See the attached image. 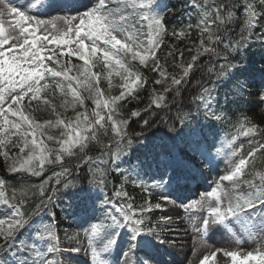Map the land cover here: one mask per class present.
I'll return each instance as SVG.
<instances>
[{
  "label": "snow or ice",
  "instance_id": "obj_1",
  "mask_svg": "<svg viewBox=\"0 0 264 264\" xmlns=\"http://www.w3.org/2000/svg\"><path fill=\"white\" fill-rule=\"evenodd\" d=\"M189 7L196 24L189 23L187 33L173 29L172 35H189L194 28L198 42L188 49L186 64L174 60L177 74L168 73L157 55L167 34L168 6L162 0H25L23 6L0 0V150L18 149L7 171L19 174L11 181L0 178V264H167L164 256L172 254L179 229L169 205L188 213L186 223L203 242L215 231L237 241L264 239V128L246 127L248 118L235 115L239 108L233 107L253 86L237 57L252 43L264 45V0H189ZM5 16L15 17L7 27ZM179 56L183 61L184 53ZM73 58L82 63L74 65ZM136 62L143 68L151 64L160 77L154 84L167 87L152 89L148 105L124 118L120 102L139 99L135 89L146 83ZM97 67L102 71H94ZM254 71L264 77V66ZM194 73L200 75L193 81ZM113 76L121 83L115 85ZM102 77L109 91L120 88L118 95L105 97ZM57 93L60 106L75 111L73 119L57 114L55 122L42 124L26 114L27 106L41 101L55 113L48 97ZM260 96L264 101V93ZM86 99L93 104L91 113ZM131 118H139L138 130L131 129ZM227 125L238 134L221 138L219 128ZM52 128L63 130L53 136ZM101 130L108 142L94 162L87 149L101 143ZM45 136L52 146L40 138ZM240 136L248 137L246 150ZM0 155L10 157L8 151ZM222 155L229 166L225 173L192 199V183ZM65 157L80 164L69 166ZM46 165L54 166L51 174L35 184L31 178L42 177ZM81 165H92L84 178L89 187L81 188L77 205L81 231L65 233L75 242L65 245L51 207L62 190L77 188ZM113 172L122 182L109 195ZM129 182L155 193L157 202L136 205L125 190ZM154 210L169 214L154 221ZM45 211L50 221L43 218ZM221 251L206 252L198 264H219ZM223 255L230 264H264V244Z\"/></svg>",
  "mask_w": 264,
  "mask_h": 264
},
{
  "label": "rangeland",
  "instance_id": "obj_2",
  "mask_svg": "<svg viewBox=\"0 0 264 264\" xmlns=\"http://www.w3.org/2000/svg\"><path fill=\"white\" fill-rule=\"evenodd\" d=\"M10 2L14 6H23L25 4V0H10ZM83 3H87L88 0H81ZM74 13H53V16L56 15H69ZM10 19H15V17L5 16V27H7V22ZM47 19V18H45ZM251 46H254L255 51L259 50V52L264 56V45L260 44L259 42L252 43ZM169 48V47H168ZM253 58L249 61L248 64H244V66L247 68V65L251 66V68L256 69L263 66L264 63L263 60L259 59V55L253 54ZM252 56L251 53L245 52L244 53V59L250 58ZM261 57V56H260ZM67 59L66 57L64 58ZM72 63L75 64H81L82 62L78 61L77 59L73 58ZM136 65H138V62H136ZM151 65V64H150ZM259 73V72H258ZM75 74V72H73ZM260 74V73H259ZM252 77V76H251ZM121 82V81H120ZM264 80L261 84L257 85L255 90L256 93H252L249 96H244L243 101H241V106L243 110V114L248 116L250 118V123L246 127H250L251 125L255 124L259 128H264V101L261 100V93H264ZM85 97L87 96L85 93H82ZM109 95L105 94V97H108ZM52 100V104L55 105L56 111L55 113L52 112L50 106H45L43 102H33L31 105L27 106L26 108V114L29 115L31 119L36 120L39 123L45 124L48 120H52L55 122L57 119V114L62 119H73L75 117V111H73L71 108H68L67 111H65L64 108H62L60 105L62 103V98L57 93L55 95V98L53 99L52 96L48 97ZM69 100H71V97H68ZM85 105L89 113H91L93 109V104L91 100H85ZM76 111H83V109L77 108ZM91 118V117H90ZM62 128H52L50 129V134L53 136H59L60 131H62ZM45 131L48 132L49 129L45 128ZM41 139L45 140V143H47L49 146H52L53 142L47 141L46 136L40 137ZM258 138V137H257ZM13 140H16V137H12ZM31 139V137H29ZM248 137L240 136L239 140L240 142L244 143L245 150L248 148L247 144ZM0 151H8L10 153V157L8 160L5 159L4 156L0 155V166L7 171V165L11 163L12 159L16 158V154L18 152L17 148H13L11 146H8L5 149H2ZM228 162L227 157L221 156L218 157L217 160L214 162L212 168L204 167V177H206L209 186H214V181H216L219 177V175L224 174L225 171L228 168ZM205 188L197 189L193 194L188 195L192 199H199L200 196L204 193ZM154 198L151 200L153 203L157 202L155 193H153ZM169 209V212L177 213L178 216L174 215L173 220L176 221L179 218V229H181V232L176 233V245L175 247L170 248L171 255H165L164 260L167 261V264H170V261H174L175 258L180 259L181 257V250H187L188 258L186 261H184L182 264H198V259L202 257L203 254H205L208 251H215L217 249H221L222 251L218 253L217 260L219 261V264H230V260L226 258L223 255V251H240V252H248L257 250L261 247L262 244H264V239H256L252 240L247 237L243 238L241 241H237L235 238L227 235L226 233L222 231H215L210 232L208 234L206 242H203L200 237L193 232L192 228L186 223L187 215L188 213L184 209L180 208H172V206H167ZM169 212H161L159 210H154V216L156 219H158L162 215H167ZM155 219V220H156ZM80 221H75L73 228H64L56 225L58 234L60 236V240L63 244H74V241L68 240L65 233H67V236H74L76 233L80 232L81 229L79 227ZM175 234H173L174 236ZM181 238V239H180ZM81 258H83V253L79 254Z\"/></svg>",
  "mask_w": 264,
  "mask_h": 264
},
{
  "label": "trees",
  "instance_id": "obj_3",
  "mask_svg": "<svg viewBox=\"0 0 264 264\" xmlns=\"http://www.w3.org/2000/svg\"><path fill=\"white\" fill-rule=\"evenodd\" d=\"M164 4L168 6V10L165 12V23L167 26V34L162 37V44L157 50V55L160 58V63L167 69L168 73H179L180 70L178 68L173 67V62L175 60L176 63H187L190 59V56L192 53L188 52L189 48L194 47V44L198 42V33L197 30L194 28L191 30L189 35H185L182 37L173 36L172 31L173 29L178 32L179 30H185V32H188V23H187V17H190L194 25L196 24V12L192 8L189 7V0H162ZM239 25L236 26V29L238 31ZM172 44L173 47L179 50L178 54L167 57L164 53V49L162 46L166 44ZM183 52V61L180 60L179 53ZM242 57V52L239 57H237L238 60H240ZM140 72L142 73L146 83H144L142 88L135 89V94L138 95L139 99H133L132 97H129L128 99L121 101L120 103L125 105V107L122 109L124 118H128V114L131 110H143L149 103L150 100V92L152 89H155L156 92H162L165 87H167L166 83L160 84V89H157L155 86L151 85L152 78L156 77L152 73H150L149 70L141 69L139 68ZM94 71H102L100 67H97L94 69ZM199 73L193 74V81L199 76ZM113 76L112 78H114ZM245 77V76H244ZM244 77H241V80L244 79ZM171 77H169L170 81ZM114 80H119L118 77H115ZM101 86L103 90L106 92L109 91L107 80H105L103 77L101 78ZM231 86V85H229ZM189 88H191V85H189ZM249 89V88H248ZM247 89V91H248ZM113 91H115L114 95L119 94V90L116 88ZM221 94H223L226 89L222 88ZM112 94V93H111ZM185 96H187V92L185 93ZM234 109L236 106H233ZM235 115L240 116L241 118L244 117V115L239 114V112L235 113ZM139 118H131V129L138 130V121ZM249 122V119L247 123ZM246 123V125H247ZM234 131V128L232 125H227L219 128V136L221 138H224L228 135V133H232ZM237 134V133H236ZM101 143L97 144L96 142H92L89 144V147L87 149L88 154L93 156V161L96 162L101 159L100 149L104 143L108 142V137H105L100 135ZM106 158V157H104ZM65 163L69 166L74 164H80V161L76 157L68 158L65 157ZM92 165H81V167L76 169V172H78L79 176L81 177V181L78 184L76 189H70L64 192L62 190L61 195H59L58 200L56 203L51 207V211L55 212V220L59 223V225H70L71 222L76 218L77 215L80 213V208L78 205V200L80 199V190L81 188L87 189L89 186L87 184V180L84 179L89 172V168ZM46 171L42 177H32V181L35 184H39L42 180H45L50 174L54 166L52 165H46ZM121 167H127V165H121ZM0 178H4L7 180H14L19 178V174H10L5 172L2 167L0 166ZM146 180L148 178H145ZM122 180L119 174L113 172L111 179L108 184V188L106 191L109 195H112L114 186L118 188L121 184ZM150 183V181H149ZM227 184V183H225ZM54 185H49V187H52ZM147 186V185H146ZM125 190L128 192L130 196L135 197L134 203L136 205H140L143 203L144 200H147L151 195H149L148 192H145L143 189L139 187H135L130 182L125 184ZM95 191V190H93ZM95 195H99V193H95ZM71 205V206H70ZM43 218L45 221H50V216L47 211L43 213Z\"/></svg>",
  "mask_w": 264,
  "mask_h": 264
},
{
  "label": "bare ground",
  "instance_id": "obj_4",
  "mask_svg": "<svg viewBox=\"0 0 264 264\" xmlns=\"http://www.w3.org/2000/svg\"><path fill=\"white\" fill-rule=\"evenodd\" d=\"M179 232H181V229H178L176 233H179ZM176 233H174L175 234L174 238H176ZM187 252H188L187 250H181L182 255L180 259L175 258L174 261H170V264H182L188 258Z\"/></svg>",
  "mask_w": 264,
  "mask_h": 264
}]
</instances>
